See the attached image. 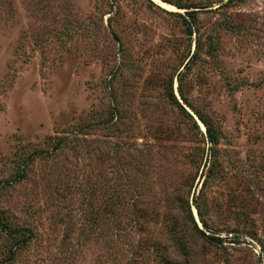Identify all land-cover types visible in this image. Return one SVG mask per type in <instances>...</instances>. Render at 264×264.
<instances>
[{"label": "rangeland", "instance_id": "rangeland-1", "mask_svg": "<svg viewBox=\"0 0 264 264\" xmlns=\"http://www.w3.org/2000/svg\"><path fill=\"white\" fill-rule=\"evenodd\" d=\"M171 1L0 0V264H264V0Z\"/></svg>", "mask_w": 264, "mask_h": 264}, {"label": "trees", "instance_id": "trees-1", "mask_svg": "<svg viewBox=\"0 0 264 264\" xmlns=\"http://www.w3.org/2000/svg\"><path fill=\"white\" fill-rule=\"evenodd\" d=\"M166 2H169V3H173L171 0H164ZM234 0H227L226 2L227 3H232ZM176 5H178L179 7L181 8H192L193 6L190 4V5H186V4H178V3H175ZM196 11L197 10H194V9H191V10H187L186 11V14L189 15V17L191 18L190 20H187L185 17L184 20L186 22V24L188 25V31H189V34L192 35L193 34V29H192V25H194V20L196 19ZM196 46H198L196 44ZM196 55L195 52H193V54L190 56L189 60L187 61V63L185 64V67L187 66V64L190 62V60L192 58H194ZM179 80L180 82L182 81V78L181 76L179 77ZM171 97L172 99L175 101V103L177 104V106L180 108L181 111H183L186 115L190 116L192 118V114L186 109L185 105H184V102L188 104V100L187 98L181 93V97L183 98L184 102H180V100L177 98V96L174 94V91L173 89L171 90ZM190 106V105H189ZM192 110L194 111V113L198 116L199 120L204 124V126L206 127V133H207V136L209 138V141L213 144V145H216L217 142H218V137H220V134H219V131L218 129L213 125V123L199 110L197 109H194L192 108ZM194 123L195 125L198 127V124L197 122L194 120ZM212 169V166L209 168V170L211 171ZM208 172L206 174V178L204 179L203 183H202V188L199 192V194L197 196H195L194 198V205L197 209V212H198V215H199V218H200V222L203 224L204 228H201L198 224V221L196 220V217L195 215L193 214V211H192V208L189 204V200L186 201V210H188V215H187V219L186 221L190 224L193 225L194 229L200 233L201 235H203L207 240H210L212 243H222L223 241V238L219 235H216V234H207L205 229H208V223L206 221V218H205V215H204V207L202 206V203H201V195H202V190H203V186L205 185L206 183V180L208 178V175L210 176V174H212L211 172ZM110 209V208H109ZM136 213H138L137 217L139 218V220L141 219V217H145V213H148L147 209H142L140 210L139 212L137 211ZM158 217V216H156ZM7 219L5 217H1L0 219V225H2V229L4 231H10L8 229L11 228V232H10V236L13 240H16V239H19L18 236H21L20 235V232L21 230H19L18 228H12V224L8 223V221H6ZM177 228V225L174 223L173 226H172V230H176ZM153 247L154 249H158V245L156 243L153 242ZM10 259H13V258H10ZM170 263V262H169Z\"/></svg>", "mask_w": 264, "mask_h": 264}, {"label": "bare ground", "instance_id": "bare-ground-1", "mask_svg": "<svg viewBox=\"0 0 264 264\" xmlns=\"http://www.w3.org/2000/svg\"><path fill=\"white\" fill-rule=\"evenodd\" d=\"M165 3V2H164ZM166 4V3H165Z\"/></svg>", "mask_w": 264, "mask_h": 264}, {"label": "built area", "instance_id": "built-area-1", "mask_svg": "<svg viewBox=\"0 0 264 264\" xmlns=\"http://www.w3.org/2000/svg\"><path fill=\"white\" fill-rule=\"evenodd\" d=\"M259 252V251H258Z\"/></svg>", "mask_w": 264, "mask_h": 264}]
</instances>
